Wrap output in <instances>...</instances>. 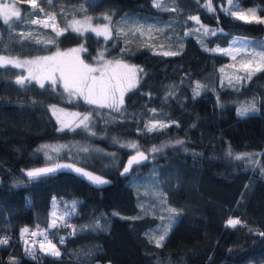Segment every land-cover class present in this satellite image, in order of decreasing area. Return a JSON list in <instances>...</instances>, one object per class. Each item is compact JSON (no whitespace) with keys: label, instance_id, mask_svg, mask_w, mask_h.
<instances>
[{"label":"trees","instance_id":"16d2710c","mask_svg":"<svg viewBox=\"0 0 264 264\" xmlns=\"http://www.w3.org/2000/svg\"><path fill=\"white\" fill-rule=\"evenodd\" d=\"M11 1L21 17H13L11 26L0 19L1 54L44 55L80 45L84 64L101 52L143 72L117 112L70 98L45 75L39 76L41 88L23 68L0 67V240H7L0 244V264H264V71L221 81L218 67L228 57L204 48L223 46L231 37L264 38V24H246L222 10L235 2L256 7L264 17V0H210L213 12L204 6L209 0H163L174 11L153 7V0H105L114 7L95 14L111 17L108 40L63 25L67 17L87 14L84 3L96 0L57 5L58 30L66 29L59 36L31 23L41 16L39 6ZM193 16L200 24L189 19ZM201 25L215 35L205 34ZM141 26L143 35L136 31ZM163 51L179 54H156ZM19 76L23 86L16 83ZM197 83L199 95L193 91ZM250 102L255 111L235 113ZM55 107L90 115L94 135L77 126L57 129ZM150 121L163 124L150 132L145 128ZM67 139L85 141L88 151L61 158L93 169L108 183L92 184L65 169L26 175L25 169L47 162L39 143ZM121 141L137 148L122 147ZM154 147L159 151L152 152ZM137 151L148 159L122 175L125 160ZM51 207L64 213L67 226L48 227ZM229 219L241 223L229 227ZM21 225L46 229L53 241L62 238L51 241L61 255L25 243ZM165 230L162 246L150 242Z\"/></svg>","mask_w":264,"mask_h":264},{"label":"snow or ice","instance_id":"6c2138e0","mask_svg":"<svg viewBox=\"0 0 264 264\" xmlns=\"http://www.w3.org/2000/svg\"><path fill=\"white\" fill-rule=\"evenodd\" d=\"M23 2L30 4V6L35 9L38 7L37 0H23ZM52 0H50V3ZM229 3L232 4V0H229ZM207 7L209 12H213L214 8L212 7V4L209 0L208 3L204 5ZM153 7L162 9V10H168V11H174L175 9H169L164 6L163 0H153ZM226 14H231L236 20L243 21L246 24L250 23H260L264 24V17L257 15V9L256 8H249L247 11H244L243 9H240L237 5H233L230 9H222ZM41 12L44 11L43 8L40 9ZM20 18L21 17V9L16 7L15 4H9L5 3L4 0H0V19H2L4 25L11 26L12 18ZM104 19L110 20V16H105ZM189 19L194 20L197 24H200V20L198 17H189ZM55 17L50 16L48 20L43 21L44 27L52 26L53 30L56 31L57 36L61 35L62 32L66 29L57 30V26L55 23L49 24V21H54ZM42 21L39 19H33L31 20L32 24H40ZM202 28H204L203 25H201ZM153 29V26L148 27V31L151 32ZM74 31H79V28H76L73 26ZM92 31L96 32L97 36L103 35L105 40H108L111 37V31L109 29L108 25H104L103 29L98 28H92ZM136 31L140 32L141 35H143L142 26L141 28L136 29ZM205 34H212L215 35V31H210L208 28H204ZM187 34V33H186ZM135 35V33H134ZM41 41L37 40V43H40ZM49 44L55 43V39H49ZM163 47V45H161ZM80 51L79 49H72V53H77ZM215 51V49L213 50ZM231 51H235L239 53L241 51L240 48L232 49ZM159 55L164 56H174L178 55L177 52L172 51H163L160 53H156ZM69 53H61L57 52L54 56H45V57H38L34 61H19L14 58H8L6 56H0V67H3L4 65H12L13 67H24L26 65H39L41 70L46 73L44 76V79H50L53 86L56 85L57 80L55 77V74L59 72L60 74V80L63 81V88L66 93L69 94V96H78L84 99L85 103L87 104H95L100 107H108L111 108L113 111H121V106L123 105V96L125 91L134 88L136 86V83H138L137 73L143 72V69H138L134 65H127V64H120L119 61H117V67L121 69L122 71L114 72V74L109 77L107 80L104 79L105 72L98 68L90 67L87 64H84L82 60L79 59L78 56L75 57V59H61L62 57H68ZM253 56L259 57V62H254V60H247L242 61L241 68L248 74L247 78L251 79V76L260 71H264V48H261L259 51H254ZM236 57L233 56V59ZM43 62V63H41ZM107 68V65H105V69ZM97 71L101 72V76L97 77L93 75V73H96ZM223 71V69H221ZM29 80L36 79L39 83L40 87H45V84L43 83V80L39 76H33L32 71L29 72V77L27 78ZM239 79H244V77H240ZM16 83L23 86L25 84V78L22 76L17 77ZM201 85L197 83L196 88L193 90L195 95H199V89ZM117 93H119V99H117ZM155 111V110H153ZM255 111V104H249V105H242L239 109L237 114L239 116H245L247 113ZM55 114V111H54ZM75 116H79V113H73ZM89 120L90 115L85 114L83 115L82 119H80L79 123L77 124V127L83 126L85 131H88L90 134L94 135V133L91 132L89 127ZM157 128V124L153 123L151 126L148 127V131H153ZM61 131L63 128L60 129ZM75 130V129H72ZM178 144H182V141H177ZM122 147L124 145H121ZM133 149L137 148V145L135 143H132L130 145ZM42 148L47 149L49 148L48 145H43ZM53 151H58L57 149L53 148ZM82 151L87 152L88 149L84 148ZM152 152L159 151L157 148H153L151 150ZM47 156V152L45 153ZM231 155V153H229ZM247 155V154H245ZM237 160L243 159L244 156H236ZM48 159H51L50 156H48ZM148 159V156L145 155V153L137 151L135 156H132L129 161L128 165L124 168V173L129 172V169L132 167L133 164H139L141 161ZM58 169H71L78 174H81L88 178L90 181L97 185L106 184L108 181L102 179L99 176H94L91 173L83 170L82 168H77L73 164H55L51 167H45L35 170H29L26 172V175L29 178H36L43 174L53 173L57 171ZM74 210V209H73ZM170 213H175L174 209H168ZM53 220L49 224V227L56 228L58 227L57 220L63 222L67 226V221L64 220L63 216L58 215L55 211L52 213ZM241 221L238 219H229L227 221V226L229 227H235L238 224H240ZM171 225H167L166 229H170ZM29 230L27 228L22 230V237L25 233H27ZM37 232H32V236H36ZM40 235H43L44 233H39ZM168 232L167 230L164 231L161 235H155L149 237L150 242H154L157 247L162 246V242L165 240ZM264 235V233H262ZM45 239H47L45 237ZM7 243V240H0V244ZM27 243V241H25ZM40 248L42 251H46L48 254L59 257L61 255L60 251L56 248L54 244L51 243V241H47V244L45 242H40ZM29 255L35 256V253L33 251H29Z\"/></svg>","mask_w":264,"mask_h":264},{"label":"rangeland","instance_id":"374dc122","mask_svg":"<svg viewBox=\"0 0 264 264\" xmlns=\"http://www.w3.org/2000/svg\"><path fill=\"white\" fill-rule=\"evenodd\" d=\"M71 1H81V0H52L51 3H50V0H37L38 6L40 8L44 9V11L41 13V16L39 18V20L42 21L40 24L43 25V21L48 20V18L50 16L55 17L53 13L55 10H57V5L70 3ZM4 2L9 3V4H14V3H12L11 0H4ZM233 3H234V5H237L235 2H233ZM84 6H85L86 11L88 13L85 15H82V16L73 15V16L65 18L63 20L64 28H68V29L73 30V26H74L76 28H79V31H77V32L90 31V32L96 34L95 31L91 30L92 28H98V29L102 30L104 25L109 26V20L104 19V17L109 16V14H106L104 12H102L100 14H95V13L100 12V11H104V10L109 9V8H112V7H114V5L109 4L105 0H96L95 2H85ZM239 8L243 9L244 11H247L249 9V8H242V7H239ZM250 8H256V7H250ZM257 15L263 17L261 14L258 13V11H257ZM53 23H55V25L57 26V30H58L59 26H58V22L56 21V18L54 21H49L50 25ZM49 27L53 28L52 26H49ZM109 29H110V27H109ZM100 36H102L104 38L103 35H100ZM204 48L209 49L211 51H213L215 49V52L222 53L228 57L229 62L225 65L218 67L219 78L221 81L237 82L240 80L239 78L242 75H244L243 73L247 74L241 68L242 61L254 60V62H257V63L259 62V57L258 56L254 57L253 52L259 51L261 48H264V38H262V39H246V38H240V37H231L228 40L227 44H225L223 46L215 45L212 48H207V47H204ZM235 48H240L241 51L239 53H237L235 51H231L232 49H235ZM72 49H79L80 50V45L71 46V47H68L66 49L59 51L61 53H69L68 57H62L61 59H75L76 56L79 57L80 51H78L77 53H72L71 52ZM57 52H58V50H54L48 54L33 55V56H16V55H6V54L0 53V56H6L8 58H14V59H17V60L23 62V61H34L38 57L54 56ZM233 56H235L236 58L233 59ZM117 61L118 60L106 58V57L102 56L101 52H99L96 55L95 62L92 64H87V65H89L90 67L98 68V69H101L102 71H104L105 72L104 79L107 80L109 77H111L114 74V72L122 71L121 69H119L117 67ZM41 63H43V62H41ZM120 64L134 65V64L126 63V62H120ZM105 65H107L106 69H105ZM134 66H136V65H134ZM136 67L138 69H140L138 66H136ZM21 68L26 70L28 73L31 70L33 76L46 75V73H44L41 70L39 65H26V66L21 67ZM221 69H223V71H221ZM139 74H140V72L137 73V78H138ZM93 75L100 77L101 72L97 71L96 73H93ZM55 77H56L57 82H59L60 84L63 85V81H61L59 78L60 77L59 72H57L55 74ZM205 87H207V85L202 84V88L204 89ZM116 95H117V99H119V93H117ZM77 97L78 96H70V98H77ZM81 99H83V98H81ZM249 104H252V103L250 102V103L239 104V106L235 107V113L237 114L238 109L242 105H249ZM96 106H98V105H96ZM104 108H108V107H104ZM108 109H111V108H108ZM54 111H55L54 115H55L57 125H58L57 129H61V128L72 129V128L77 126L80 119H82L83 115H85V114H82L79 116H75V115H73V113H78V112L67 109V108H63V107H55L52 109L53 113H54ZM153 123L157 124V128L162 126V124H163V123L158 122V121H150V122L146 123L145 128L148 129V127L151 126V124H153ZM81 128H82L83 132H88V131L84 130L83 126H81ZM123 143H124V147H127L129 149H133L132 147H130V145L132 144V142H130V141L117 142V144H121V145ZM86 144L87 143H85V141H80L77 139H67V140H63V141H44L42 143H39L37 149H38V151H40L43 154V156L46 158L47 162L42 164V165H39V166H33L30 168H27L24 171L26 173L29 170L51 167L55 164H73L75 167L82 168L83 170L91 173L92 175L99 176L102 179L107 181V177L97 173L93 169H91L87 166H84L81 163L76 162L72 159L61 158V157H63L62 154H64V155L69 154V155L77 156L79 154V152L82 151V149L87 148ZM43 145H48L49 148L44 149V148H42ZM53 148L57 149L58 151H53L52 150ZM93 149H96V147H93ZM46 152H47V156L45 155ZM133 152H135V151H133ZM48 156H50L51 159H48ZM65 170L73 171L71 169H65ZM73 172H75V171H73ZM75 173H77V172H75ZM79 175L84 177L90 183L95 184L92 181H90L88 178H86L85 176H83L81 174H79ZM137 185L140 186L139 184H137ZM54 211L55 210L53 209V207H51V209L48 212V227H49V224L54 219L52 216V213ZM56 213L60 216H63L64 220H65V216H64L63 212H60V213L56 212ZM60 223H62V222L57 220V224H60ZM23 228H24L23 225L19 226V232L20 233L22 232ZM43 230L44 229H39V230L36 229L33 232H37L39 234V233H42ZM40 238H41V242L43 241V242H45V244H47V241H49L48 238L47 239H45L44 237L43 238L40 237ZM38 248L41 250L40 244H38ZM56 248H57V246H56ZM43 252L48 254L46 251H43Z\"/></svg>","mask_w":264,"mask_h":264},{"label":"built area","instance_id":"2783aa9c","mask_svg":"<svg viewBox=\"0 0 264 264\" xmlns=\"http://www.w3.org/2000/svg\"><path fill=\"white\" fill-rule=\"evenodd\" d=\"M27 229L29 231L23 235L24 241H27V244H32V246H36V244L40 243L41 238L40 237L37 238V235L36 236L31 235V233L34 231L32 227H27ZM42 233H44L43 237H47L50 241L55 242V244L61 243L63 241L62 238H57L55 241H53L52 238H50L49 236L48 230L46 229H44Z\"/></svg>","mask_w":264,"mask_h":264},{"label":"water","instance_id":"95a60500","mask_svg":"<svg viewBox=\"0 0 264 264\" xmlns=\"http://www.w3.org/2000/svg\"><path fill=\"white\" fill-rule=\"evenodd\" d=\"M135 155H136V154H133V155L129 156V157L125 160V162H124V164H123V167H122V169H121V171H120L121 174L124 172V168L128 165V161H129V159H130L132 156H135ZM124 174H126V173H124Z\"/></svg>","mask_w":264,"mask_h":264}]
</instances>
